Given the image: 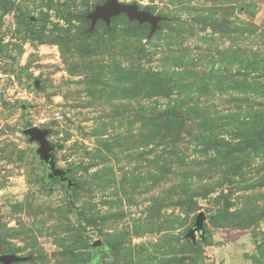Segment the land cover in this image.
I'll return each mask as SVG.
<instances>
[{
  "label": "rangeland",
  "instance_id": "rangeland-1",
  "mask_svg": "<svg viewBox=\"0 0 264 264\" xmlns=\"http://www.w3.org/2000/svg\"><path fill=\"white\" fill-rule=\"evenodd\" d=\"M106 1L0 0V257L264 264V0Z\"/></svg>",
  "mask_w": 264,
  "mask_h": 264
},
{
  "label": "water",
  "instance_id": "water-1",
  "mask_svg": "<svg viewBox=\"0 0 264 264\" xmlns=\"http://www.w3.org/2000/svg\"><path fill=\"white\" fill-rule=\"evenodd\" d=\"M121 15H126L129 21L138 22L139 25H150L151 33L153 36L160 28V24L164 21V17L155 15L147 10H141L136 4H123L118 0H107L104 4L96 7L95 11L87 16L91 21V29L93 31L98 22L102 21L107 26L111 25L113 19ZM23 134L29 137L31 143L38 144L36 154L40 160L44 162L47 167L48 178L53 179L59 177L67 182V187L71 189V182L67 178L68 170L58 168L54 159L55 148L50 144L48 139L50 132L36 127L25 129ZM204 214H200L197 219L195 228L191 231L193 236L195 231L203 229ZM28 258H22L13 254L3 255L0 257V264H17L28 261Z\"/></svg>",
  "mask_w": 264,
  "mask_h": 264
},
{
  "label": "trees",
  "instance_id": "trees-1",
  "mask_svg": "<svg viewBox=\"0 0 264 264\" xmlns=\"http://www.w3.org/2000/svg\"><path fill=\"white\" fill-rule=\"evenodd\" d=\"M131 22V21H130ZM112 23V22H111ZM132 23H137L138 25H139V23L138 22H132ZM106 25V24H105ZM107 26V25H106ZM139 26H144V25H139ZM146 26H149L150 27V25H146ZM109 27V26H108ZM68 175V174H67ZM56 178V177H55ZM68 178V177H67ZM47 179L50 181V180H52V179H49L48 178V172H47ZM54 179V178H53ZM66 183V185H67V182H65ZM67 190H68V193H70V190L68 189V187H67ZM70 198V200H71V196L69 197Z\"/></svg>",
  "mask_w": 264,
  "mask_h": 264
}]
</instances>
